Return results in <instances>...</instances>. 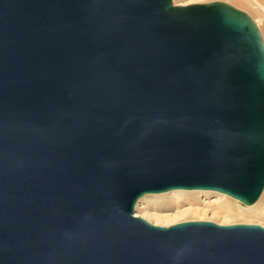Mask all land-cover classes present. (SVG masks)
<instances>
[{"label": "water", "instance_id": "95a60500", "mask_svg": "<svg viewBox=\"0 0 264 264\" xmlns=\"http://www.w3.org/2000/svg\"><path fill=\"white\" fill-rule=\"evenodd\" d=\"M264 189V41L222 0H0V264H264V227L134 216Z\"/></svg>", "mask_w": 264, "mask_h": 264}, {"label": "rangeland", "instance_id": "374dc122", "mask_svg": "<svg viewBox=\"0 0 264 264\" xmlns=\"http://www.w3.org/2000/svg\"><path fill=\"white\" fill-rule=\"evenodd\" d=\"M172 1L174 4H189L214 0ZM233 2L234 4L237 3L238 5H235L241 7V9L243 10L252 11V8L249 5L248 7L246 6L247 4L236 1ZM249 7L251 8V10ZM252 13H254V11H252ZM171 191L172 190L162 193H148L142 195L138 198L135 204L134 215H139L147 221L158 225H170L186 220H211L219 224L257 223L260 225H264V217L262 216V214L260 215V213L255 210H248L244 211V214H238L237 204L239 203L235 202L233 199L231 200L226 196L220 195V192L212 190H184L185 192ZM220 205L223 206L224 209L227 207H231L233 210H235V212L230 215H225L223 213L224 209L221 210ZM189 209H197L199 210V212L197 214H191L188 212ZM157 215L160 217V219H156Z\"/></svg>", "mask_w": 264, "mask_h": 264}, {"label": "bare ground", "instance_id": "6f19581e", "mask_svg": "<svg viewBox=\"0 0 264 264\" xmlns=\"http://www.w3.org/2000/svg\"><path fill=\"white\" fill-rule=\"evenodd\" d=\"M224 1L229 2L230 4H233L234 6L240 8V9H241V7L237 6L238 5L237 3H235V4H237V5H235L233 1L240 2V3L242 2L243 4H247L246 5L247 7L249 5L252 8V11H254L255 14L252 13V11H248V10H244V11L245 12L247 11V13L252 17V19L254 20L256 25L258 26V28L260 30V33L262 34V37L264 38V0H232V1L224 0ZM251 8H250V10H251ZM184 190L179 189V190H172V191H184ZM198 190H200V189H198ZM216 192H218V191H216ZM220 195L226 196V197L230 198L231 200L233 199L235 202L240 204V205L237 204L238 205L237 206L238 214L239 213H243L244 211H248V210H251V211L255 210V211L259 212L260 215L262 214V216L264 217V189H263V191L261 192V194L259 196L260 198H258L257 201L254 202L251 205L242 204L238 199H236V198H234V197H232L230 195H227L225 193H222V192H220ZM227 200H229V199H227ZM220 207H221V210L224 209L223 206L220 205ZM188 212L191 213V214H197L199 212V210H197V209H189ZM234 212H235V210H233L231 207H227V208H225L223 210V213L225 215H230V214H232ZM137 216H139V215H137ZM156 219H160V217L157 215ZM262 226L264 227V225H262Z\"/></svg>", "mask_w": 264, "mask_h": 264}]
</instances>
